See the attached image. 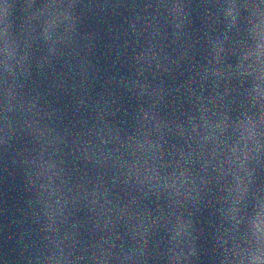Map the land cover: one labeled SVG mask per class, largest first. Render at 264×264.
Instances as JSON below:
<instances>
[{
  "label": "water",
  "instance_id": "95a60500",
  "mask_svg": "<svg viewBox=\"0 0 264 264\" xmlns=\"http://www.w3.org/2000/svg\"><path fill=\"white\" fill-rule=\"evenodd\" d=\"M0 264H264V0H0Z\"/></svg>",
  "mask_w": 264,
  "mask_h": 264
}]
</instances>
